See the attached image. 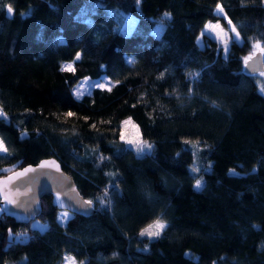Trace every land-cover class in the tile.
Returning a JSON list of instances; mask_svg holds the SVG:
<instances>
[{"label":"trees","instance_id":"trees-1","mask_svg":"<svg viewBox=\"0 0 264 264\" xmlns=\"http://www.w3.org/2000/svg\"><path fill=\"white\" fill-rule=\"evenodd\" d=\"M226 19L244 40L203 30ZM261 48L264 0H0V178L54 158L94 207L64 224L49 195L28 223L0 208V264H264Z\"/></svg>","mask_w":264,"mask_h":264},{"label":"water","instance_id":"water-1","mask_svg":"<svg viewBox=\"0 0 264 264\" xmlns=\"http://www.w3.org/2000/svg\"><path fill=\"white\" fill-rule=\"evenodd\" d=\"M263 70L261 54L246 60L243 71L254 74ZM25 169H31L25 172ZM19 174V175H18ZM51 197L55 208L88 217L94 207L79 193L74 180L54 158L40 160L0 178V208L16 222L28 223L41 212V198Z\"/></svg>","mask_w":264,"mask_h":264},{"label":"rangeland","instance_id":"rangeland-1","mask_svg":"<svg viewBox=\"0 0 264 264\" xmlns=\"http://www.w3.org/2000/svg\"><path fill=\"white\" fill-rule=\"evenodd\" d=\"M129 17H127L128 19ZM220 25L219 28H216V25ZM235 28V32L232 31V28ZM203 30L205 32H208L210 36H212L215 40H217L220 44L223 46H226L229 39L235 40L237 42H241L244 40L249 32V30L241 23H235L231 22L229 23V20L226 19V22L224 24L220 22H214V21H207L204 24ZM236 32L239 33V37L236 36ZM72 67V62H66L63 64L64 69H69L68 66ZM112 81L102 76L100 78L96 79H90V78H83L79 80L74 87L72 88V93L74 97L80 98L84 94H89L94 88H109L112 85ZM102 84L103 87H96L95 85ZM0 117H4L3 113L0 110ZM5 118V117H4ZM6 119V118H5ZM122 138H124L127 143H129L131 146H135L139 142V137L137 133V127L136 125L129 119H126L122 124ZM0 142H2L0 140ZM4 146V145H3ZM231 173H235L233 170L230 171ZM196 186V183H195ZM70 212L63 210V212L58 213L57 219L61 224H64L67 220ZM66 214V216H65ZM155 230V228H153ZM67 264H76L75 261L69 260Z\"/></svg>","mask_w":264,"mask_h":264},{"label":"snow or ice","instance_id":"snow-or-ice-1","mask_svg":"<svg viewBox=\"0 0 264 264\" xmlns=\"http://www.w3.org/2000/svg\"><path fill=\"white\" fill-rule=\"evenodd\" d=\"M217 7H218V10H219L220 12L223 11V9H222L219 5H218ZM8 11H9V13L12 12V8H11V6H9ZM229 23H231V21H229ZM215 27H216V28H219L220 25L217 24ZM232 31L235 32V28H234V27L232 28ZM236 36L239 37V33H238V32H236ZM256 46L259 47V46H260L259 43H257ZM261 51H264V48H261ZM78 58H79V57H77V59H78ZM251 58H252V57L249 56V57H246L245 59H246V60H249V59H251ZM68 68H69V70H72V68H71L70 65L68 66ZM95 86H96V87H103L102 84H98V85H95ZM67 115L71 116V115H73V114H72L71 112H69ZM145 147L150 148L151 145H150V144L138 145V146H137V151H138V152H143ZM0 151H4V152L7 151V148H5V147L3 146V143H2V142H0ZM30 170H31V169H25V172H28V171H30ZM18 175H19V174H18ZM196 187H197V188L201 187V181H200V180H197V181H196ZM87 203L90 205V204L92 203V201H87ZM65 216H66V214H65ZM165 227H166V223L163 222V221H161V220H159V219H157L156 221H154L153 224H150L147 228H145V229L141 232V235H142V236H143V235H147V236H149V237H158V236L161 234V232L163 231V229H164ZM153 228H155V231L152 230Z\"/></svg>","mask_w":264,"mask_h":264}]
</instances>
